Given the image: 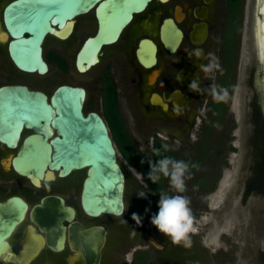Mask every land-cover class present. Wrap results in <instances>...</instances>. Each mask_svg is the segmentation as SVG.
I'll use <instances>...</instances> for the list:
<instances>
[{"label":"water","instance_id":"95a60500","mask_svg":"<svg viewBox=\"0 0 264 264\" xmlns=\"http://www.w3.org/2000/svg\"><path fill=\"white\" fill-rule=\"evenodd\" d=\"M150 1L9 0L2 10L1 34L5 38L0 37V41L6 42L8 56L19 71L43 76L49 70L43 50L46 39L49 36L65 39L74 27L75 18L93 10L98 31L82 43L74 58L77 71L83 74L98 62L101 48L115 42L133 14L141 12ZM247 1L246 48L252 53L253 65L264 74L258 43V25L264 24L261 11L264 0ZM160 31L165 47L174 51L181 31L168 20ZM205 36L206 30L202 28V38ZM155 53L156 46L150 40L139 42L136 56L143 66L155 63ZM85 101L82 86L61 84L48 95L24 84L1 85L0 143L12 151L8 163L2 161L1 165L4 167L5 162L17 176L28 179L35 187L53 181L55 176L68 178L78 174L82 214L91 220L117 218L126 208V174L106 122L97 112L85 110ZM257 138L256 131L253 143ZM27 213L45 235L29 226L15 256L6 239L24 222ZM75 215V209L65 206L56 195L41 198L30 209L23 199L8 198L0 203V255H12L16 264H32L45 245L61 251L66 238L70 249L78 250L85 264H100L105 227L83 225L74 220Z\"/></svg>","mask_w":264,"mask_h":264},{"label":"flooded vegetation","instance_id":"af4514ba","mask_svg":"<svg viewBox=\"0 0 264 264\" xmlns=\"http://www.w3.org/2000/svg\"><path fill=\"white\" fill-rule=\"evenodd\" d=\"M227 1L228 0H151L141 12L133 14L130 23L121 31L120 35L118 36L120 38H117L112 44L102 47L100 55L98 56V62L94 65L97 66L100 62H103L102 68L96 76V84L98 85L99 89L101 106L103 108L104 89L108 88L109 90L114 91L116 98V111L121 120L124 132L127 135V132L123 126V121L119 114V95L121 88L124 90L133 88L138 89L136 91L140 92V96L136 100H133L135 111L139 118L149 119L151 121L152 127V132L150 134V148L146 156L149 154L156 142H160L162 145L167 144L171 149L170 151L173 152L174 156L179 160L197 157L201 148L204 146L209 148L208 145L201 144L203 138L199 141L198 131L200 125L202 126V117L204 114L206 112L211 113L208 109V105L212 98H210V101L208 102V95L206 92L201 94L195 93L190 90L189 84L193 80L201 78V87L207 89L211 84L219 85L220 77L228 75V72L221 63L222 61L219 47L220 31H218V40L214 41V39L211 37L213 24L219 23L221 25V23L224 21V11ZM244 1L245 0H243V3ZM222 12L223 15L221 16ZM91 13L95 26V32L91 36L85 37L82 43L88 38L95 36L98 31V22L95 17V13L93 10L90 12V14ZM166 20L174 24L182 34L179 44L172 52L165 47L164 43L160 39L161 26ZM148 24H152L151 32L145 31L144 27H146ZM202 28H205L206 30V36L204 38H202ZM145 39L150 40L156 46L155 63L150 67L143 66L136 56V50L138 48L139 42ZM135 40H137L136 45L132 51V46ZM196 49H200L205 57L209 52H214L220 59L222 72H217L218 74H216L214 80L203 79V74L200 73V66L204 63H207L206 59L204 60L203 57L197 59L195 57L188 56L189 53L194 52ZM240 49L237 50V53H239L238 58L242 63V67L244 68H242L241 75L242 81L240 85L241 88L238 107L239 114L243 115L246 106H250L252 116L253 110H256V108H264V74L263 71H259L258 68V77L260 78L256 83L252 80L255 74V71H253L254 65L250 66L249 62L248 65H244L246 61L245 58L242 57V49L241 51ZM105 52H107L108 55L106 60L103 61L102 59L105 55ZM45 60L48 64V60ZM74 68L77 71L75 64ZM247 81L250 83L251 88L250 86L249 88L251 91L247 90ZM244 88H246L248 94H245L246 90ZM103 119L107 124L104 116ZM252 119L253 124L256 125L254 120L258 119V115L252 116ZM246 124L247 121L245 119L244 125ZM253 124L252 129L253 132L256 133L259 127H257V125L254 127ZM253 132L250 141L252 144H254ZM196 141H199L200 144L196 149H192V145ZM230 154L231 151H228L224 165L221 166V168L219 167L218 173L214 175V178L217 182L222 180V168L228 167L227 161L229 160ZM203 155L201 167L203 164ZM2 161L3 160L1 159L0 166L3 168L1 165ZM262 164L256 166L253 160L240 159L237 165H235V174L228 178V181L223 187V189H228V191L231 192L234 190L233 196L231 195L229 199H227L225 196L223 199V206L219 205L221 204L220 200V202L218 201L216 205H208V207L213 209V212L216 213H213L215 216H213L211 222L204 226L200 232L198 231L197 233V237H199V240L203 245V239L208 237V240H210L211 231L217 230L223 226L224 230L226 231H221L219 233L221 237H224V235L227 234L226 232H229L228 228H225V226L227 227L233 219L234 213L232 212V208L235 206L236 199L239 201L237 212L238 216L241 218L245 214V207L248 205L249 200L253 201L254 198V200L256 199L258 201L257 206L253 205V203L251 205L250 222H253L257 229H260V232H262V229L264 228V166H262ZM206 171L209 175H212L213 173V171L211 173V170ZM204 173L205 172H203V174ZM206 178L209 179L210 176H206ZM62 179L63 178L55 176L53 181L41 182L42 186L39 187H35L29 182L28 179H26L27 184H29L31 188L41 193L37 202L31 203L29 200L18 194H9L3 200L0 199V203L5 202L11 197H19L27 203L28 208L30 209L32 206L38 204L41 198L49 195H56L63 199L65 206H71L75 209V207L68 202L67 196L57 193L52 189H48L49 187L46 186L55 182L56 180ZM240 188L243 190L239 191ZM235 189L238 190L235 191ZM144 190V193H146V197H144L145 200L150 205H152L149 198V192L147 191V186ZM254 190L256 191L254 195H257V197H252L253 192H255ZM240 194L241 196H238ZM206 204H208V201H206ZM151 210L152 215H154L153 208H151ZM75 211L76 215L74 220L80 221L78 219V211L76 209ZM64 225L67 226L66 223H64ZM118 225L119 226L116 228L117 230L119 229L118 232L120 231L123 233V235L127 234L125 232H129V230L132 229L131 221L126 223L122 222ZM29 226L33 227L35 232L39 233L40 235H45V232L40 231L38 224L33 223L30 220L27 213L24 222L16 226L14 229L15 232L13 231L12 234L6 239L11 251L15 256L18 255V252L21 249V241L25 237L26 229ZM102 226L105 227L107 234L105 244L101 251L100 264H110L112 257H110V253H108L110 246H107L110 232L107 226ZM153 230L158 233L154 227ZM153 235L154 234L151 233L150 238L153 239ZM192 235L196 237L195 233ZM146 241L150 244V250L147 248L144 251H135L130 264H133L137 255H141L142 257L148 259L150 261L149 264L152 262H155V264H196L198 261V255L199 257H204V251H207L209 247L208 245H204L206 247L208 246L207 249L199 250L192 242L190 247L176 246L172 245L166 237L156 244L159 245V247L154 245L151 241H148V239H146ZM200 248L202 247L200 246ZM42 250L43 252H40V256L38 255L33 260L32 264H69V261L70 263L72 262V264H85L80 252L78 250L72 251L70 249L66 238L64 241V248L61 251L52 250L47 245H45ZM110 250L112 251V247ZM106 252L109 256L105 255ZM0 264L16 263L12 259V255L9 257L8 254L4 253L0 255Z\"/></svg>","mask_w":264,"mask_h":264},{"label":"rangeland","instance_id":"374dc122","mask_svg":"<svg viewBox=\"0 0 264 264\" xmlns=\"http://www.w3.org/2000/svg\"><path fill=\"white\" fill-rule=\"evenodd\" d=\"M8 1L9 0H0L1 27L2 7ZM247 5L248 1L245 0L241 11V26L239 30L240 33L237 50H239L241 46L242 51L241 49L240 51L243 55L242 57L245 58L246 61L244 65H248L249 62L250 66H252V53L246 48L249 45H247V27L245 25V22L248 19ZM222 15L223 12L221 13V16ZM144 28L145 31L151 32L152 24H148ZM219 29L220 24L214 23L211 33V37L214 41L218 40ZM94 32L95 26L92 19V13H89L85 16L76 18L74 31L67 40L56 41L48 37L43 45V50L44 57L49 62V70L43 76L37 74H26L19 71L9 62L5 46L0 44V86L5 84H24L30 89L41 90L48 95L52 93L56 86L61 84L82 86L86 90L85 110L95 111L103 117L104 112L100 102L98 85L96 84V76L101 70L103 62H100L97 66L92 67L89 71H86L83 74H79L74 68L75 53L77 52L83 39L91 36ZM136 41L137 40H135L132 46V51L136 45ZM107 55V52H105L102 59L103 61L106 60ZM238 55L239 53H237L236 63L234 66L235 70L233 71V68H229L227 70L228 75L230 77L233 76L234 81L232 96L229 100L227 110H223V113L220 116L218 129L208 134L210 145L207 152L203 155L204 158L202 167L199 171H192L193 175L199 172H205L207 174L206 170H211V173L213 171L212 175L207 174V176H210V179L212 177V184L206 188H201L197 185L196 180L192 178L191 180L186 181L187 190L183 193V195L190 199V207H194L196 210L194 217L196 218L195 227L197 228V231L195 233L196 237L191 235V241L199 250L207 249L209 246L208 250L204 251V254L202 253L204 257H199L198 255V261L196 264H264V228L262 229V232H260V229H257L255 224L250 222L251 205L252 203L253 205H258V201L256 199L254 200V198L253 201L249 200L248 205L245 207L246 211L244 214L245 216L243 215L244 218L242 217L243 219L238 216L237 211L239 201L236 199L235 206L232 208V212L234 213L233 219L227 227L225 226V228H228L229 232H226L227 234H225L224 237H221L219 234L221 231H226L223 226L210 232V240H208V237L203 239L204 245H208L207 247L204 246L202 242H200L199 237H197L198 231L200 232L204 226L211 222L213 216H215L213 213L216 212H213V209H210L208 205H216V203L220 200L221 204L219 205L223 206L224 197L226 196V198L229 199L231 195L233 196L234 190L232 192L228 191V189L223 190V187L228 181V178L235 174V165H237L238 161L240 159L253 160L256 166L261 165L262 163L264 164V156H262L264 153V142L262 140V135H264V108H256V110H253L252 112V116L258 115V119H255L254 121L256 122L257 127H259L257 131L258 138L256 143L254 142V144H252L250 143L253 132L251 107L246 106L243 115L239 114L238 108L241 88L240 85L242 81V68H244L241 65L242 63L239 61ZM59 60L64 64L62 65L63 67L61 66ZM257 70L258 66L255 65L253 67V71L256 73ZM258 74V72L257 74H254L257 77L252 79L255 83L258 82L260 78L258 77ZM247 82L249 83V81ZM248 83L246 86L248 87L247 90L251 91L250 83ZM244 89L246 90V88ZM136 90L138 89L133 88L124 90L121 88L118 109L124 124L123 126L133 146L142 156L146 157L150 148V134L152 132V127L149 119H142L137 116L133 100H136L140 96V92ZM247 90L245 94H248ZM210 98L211 96L208 95V102L210 101ZM209 118H211L210 113L207 112L202 117V126L200 125L198 131L199 141L202 139V134L205 132L204 125L207 123ZM245 119L247 121L246 125H244ZM229 137L231 141L229 140ZM199 141L193 143L192 149H196L198 147L200 144ZM228 145H230L234 151H231V154L229 155L230 157L227 161L228 167L222 168V180L217 182L214 175L218 173L219 167L221 168V166L224 165V161L227 157L226 154L229 151ZM8 154V151H6L2 144H0V160H4L6 158L5 155ZM119 159L126 174V208L124 214L120 217H101L96 220H91L82 214L78 202L81 176L78 174L71 175L67 179L63 178L62 180H56L46 186L49 187L48 189H52L57 193L67 196L68 202L78 211V219L82 223H97L108 227L111 235L109 233L107 246H110V248L112 247V251L110 248L108 251V253H110V257H112L110 264H130L135 251H144L147 248L150 250V244L146 241V239L156 245L165 237L156 233L150 223L152 217V205H150L144 198L146 197V193H144L146 184L142 175L134 167H132L121 154H119ZM193 162L198 164L196 159ZM263 164L262 166H264ZM201 178H204V176ZM201 178L199 179L201 180ZM212 187H214L213 191L211 190ZM236 190L238 189H235V191ZM242 190L243 189L240 188L239 191ZM254 193H256V191L253 192L252 197H257ZM9 194H18L29 200L31 203L37 202L39 195H41V193L35 191L29 186V184H27L26 179L19 176L17 177L11 170L5 171L4 168L0 166V199L3 200ZM172 195H175V193H172ZM238 196H241V194ZM206 201H208V204H206ZM133 214L142 218L139 225H137L136 221L132 219ZM122 221H131L132 223V229H130L129 232H125L127 234L124 235L120 231L118 232L119 229L117 230L116 228L119 226L118 224L122 223ZM151 233L154 234L153 239L150 238ZM200 246L202 248H200ZM105 255L109 256L107 252ZM68 263L72 264L70 261ZM151 264H155V262H152Z\"/></svg>","mask_w":264,"mask_h":264},{"label":"trees","instance_id":"16d2710c","mask_svg":"<svg viewBox=\"0 0 264 264\" xmlns=\"http://www.w3.org/2000/svg\"><path fill=\"white\" fill-rule=\"evenodd\" d=\"M242 4H243V0H228L224 11V21L220 25V30H219L220 56H221L222 65L225 67L226 71L229 68H233V71L235 69L234 66L236 63L237 48L239 42L238 41L239 33H240L239 30L241 26ZM59 62L61 66L64 65L60 60ZM233 83H234L233 76L230 77L226 75L220 77L219 86L228 89L229 99L227 100V102H220V103H217L212 99L211 102L209 103L208 109L211 112L210 113L211 118H209V120H207V123L204 125L205 132L204 134H202V138H203V140L201 141L202 145L209 146L210 139L208 138V134L218 129L220 123V116L222 115L223 110H227L229 100L232 96ZM103 112H104V118L108 124L110 135L112 137L113 142L116 145V149L118 153L121 154L122 157L142 175L143 180L147 186V191L149 192V198L152 204L153 212L154 214H156L158 212L157 205L160 194L166 192L169 195H172V193L168 189L169 186L167 179L162 178L156 184H153L151 181L147 179L146 175L149 168L148 161H156L162 158L163 156H170L175 159L178 158H176L174 156V153L171 151L165 152L162 147L163 145L160 142L155 143V145L153 146V148L146 157L142 156L135 149L131 140L125 134L121 120L116 111L115 92L109 90L108 88L104 89V93H103ZM229 140L231 141L230 137ZM207 149L208 147L204 146L198 152L199 155L197 157H192L190 159H181V160L195 164V162L193 161L196 159L198 162V164H196L197 167L193 168L191 171L194 170L199 171L201 168L202 155L205 152H207ZM154 150H160V155L159 156L155 155ZM228 150L233 151L234 149L230 145H228ZM203 176L204 178H201ZM206 176L207 174L205 173L203 174V172H199L195 175L192 174V178L196 180L197 185H199V187L201 188L203 187L206 188L207 186L212 184L211 179L206 178ZM199 178H201V180ZM213 189L214 187L211 188L212 191ZM191 209L193 215H195L196 212L195 208L191 207ZM133 264H149V260L146 259L145 257H142L141 255H137Z\"/></svg>","mask_w":264,"mask_h":264},{"label":"clouds","instance_id":"9594fccd","mask_svg":"<svg viewBox=\"0 0 264 264\" xmlns=\"http://www.w3.org/2000/svg\"><path fill=\"white\" fill-rule=\"evenodd\" d=\"M189 57H195L207 60L200 66V73L203 79L214 80L217 72H222L219 58L214 52H209L207 56L200 49L188 54ZM201 78L193 80L189 84L191 91L201 94L206 92L213 101L227 102L229 91L227 88L216 84H211L207 89L201 87ZM165 152L171 149L167 144L163 145ZM154 154L159 156L160 150H154ZM147 179L153 184L158 183L162 178L167 179L169 191L175 195L161 193L158 201V212L152 215L150 223L159 234L168 238L172 245L190 247L191 235L196 233V218L190 207V199L183 195L187 190L186 181L192 179V169L197 165L188 161L178 160L170 156H163L156 161H148ZM144 196V195H143ZM123 214V213H122ZM132 219L137 225L141 223L142 218L133 214ZM126 223L125 221H122Z\"/></svg>","mask_w":264,"mask_h":264},{"label":"bare ground","instance_id":"6f19581e","mask_svg":"<svg viewBox=\"0 0 264 264\" xmlns=\"http://www.w3.org/2000/svg\"><path fill=\"white\" fill-rule=\"evenodd\" d=\"M6 4V3H5ZM4 4V5H5ZM4 7V6H3ZM3 7H2V10H3ZM261 11L263 12L264 11V7L261 9ZM91 11H89L87 14H89ZM87 14H85V15H87ZM84 16V15H83ZM1 17H2V11H1ZM160 17V16H159ZM2 21V20H1ZM75 21H76V18H75ZM3 26V25H2ZM75 26V25H74ZM129 27V26H128ZM97 29V28H96ZM2 30H3V27H1V25H0V37H1V39H2V37H3V35L1 34V32H2ZM73 31H74V27H73V29H72V31H71V33H70V35L73 33ZM70 35H68L65 39H59V38H56V37H54V36H49V38H52V39H54V40H56V41H64V40H67L69 37H70ZM3 38H5V37H3ZM118 38H120V37H118ZM0 44L3 46H5V51H6V55H7V58H8V60H9V62L11 63V64H13V62L11 61V59H10V57L8 56V52H7V45H6V42L5 41H0ZM101 50H102V48H101ZM100 50V51H101ZM14 65V64H13ZM49 67V66H48ZM16 68V67H15ZM92 68V67H91ZM91 68H89L87 71H89ZM148 69V68H147ZM48 72V71H47ZM148 76V75H147ZM152 79V78H151ZM150 80V79H149ZM1 144V143H0ZM5 149H6V151H8V155H5L6 156V158L3 160V161H7V163H8V158H9V155L12 153V151L11 150H8L4 145H2ZM5 162H4V170H12L10 167H9V165H7L6 166V164H5ZM40 186H42V183H40ZM125 190H126V186H125ZM224 190V189H223ZM80 192V191H79ZM78 202H79V196H78ZM80 205V204H79ZM125 211H123V213H124ZM86 216V215H85ZM87 217V216H86ZM91 219V218H90ZM14 232H15V230H14ZM42 252H43V250H42ZM39 256H40V254H39ZM72 260V259H71Z\"/></svg>","mask_w":264,"mask_h":264},{"label":"snow or ice","instance_id":"6c2138e0","mask_svg":"<svg viewBox=\"0 0 264 264\" xmlns=\"http://www.w3.org/2000/svg\"><path fill=\"white\" fill-rule=\"evenodd\" d=\"M258 43L261 48V60L264 62V24L258 25Z\"/></svg>","mask_w":264,"mask_h":264}]
</instances>
